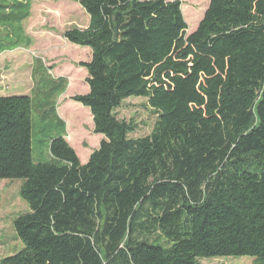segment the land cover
I'll return each mask as SVG.
<instances>
[{
    "label": "trees",
    "instance_id": "trees-1",
    "mask_svg": "<svg viewBox=\"0 0 264 264\" xmlns=\"http://www.w3.org/2000/svg\"><path fill=\"white\" fill-rule=\"evenodd\" d=\"M31 2L0 1V53L26 39ZM79 5L88 25L63 37L91 57L71 100L103 139L81 163L56 112L67 80L40 60L32 94L0 96V180L28 206L12 222L23 248L0 264H264V0H209L190 34L178 0ZM130 97L157 117L146 136L115 115ZM43 123L58 131L35 161Z\"/></svg>",
    "mask_w": 264,
    "mask_h": 264
},
{
    "label": "rangeland",
    "instance_id": "rangeland-1",
    "mask_svg": "<svg viewBox=\"0 0 264 264\" xmlns=\"http://www.w3.org/2000/svg\"><path fill=\"white\" fill-rule=\"evenodd\" d=\"M178 1L182 3L181 9L186 8L187 33L190 34L202 20L209 0ZM88 20L87 14L79 5V0H32L30 13L21 23L26 39L23 38L22 44L18 47L0 53V72L2 69L3 71L9 69L6 73L17 77V82L14 83H11V80L7 84L3 80L0 82V91L4 94L19 90L28 95L32 94L35 87L32 73L37 60L42 63L48 77L52 79L62 77L67 80L65 90L55 99L56 112L65 123V139L81 163H85L90 153L98 148L103 136L93 133L89 110L71 100L74 95L88 92L85 82L87 74L79 63L90 60V50L70 44L64 39L63 34L71 28H85ZM13 85L19 87L14 88ZM115 115L119 119L137 124V129L129 134L130 138L150 134L157 119L148 107L147 99L143 97H130L124 100L115 110ZM37 116L34 115L35 125H38ZM43 128L45 130L33 135L35 161L48 159V139L56 136L58 131L57 127L52 129L44 123ZM20 185V180H0V259L11 256L23 248L12 226L16 216L28 211L27 204L18 194ZM198 264H254V262L250 257H224L199 259Z\"/></svg>",
    "mask_w": 264,
    "mask_h": 264
},
{
    "label": "crops",
    "instance_id": "crops-1",
    "mask_svg": "<svg viewBox=\"0 0 264 264\" xmlns=\"http://www.w3.org/2000/svg\"><path fill=\"white\" fill-rule=\"evenodd\" d=\"M3 68V67H2ZM9 69H6L5 71H3V69H2V71L0 72V82L3 80L6 84L7 83H9L10 82V80H11V83L13 82H17V77H12L11 75L9 76L6 72L8 71ZM3 78V79H2ZM0 86H1V84H0ZM13 86H15L14 88H18L19 87V85L18 86H16V85H13ZM22 95H28L27 93H25V92H23V91H21V90H19V91H13V92H11V94H4V93H2L1 91H0V96H22ZM102 137V136H101Z\"/></svg>",
    "mask_w": 264,
    "mask_h": 264
}]
</instances>
